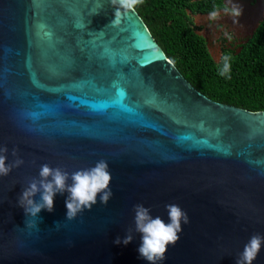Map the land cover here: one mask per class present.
Returning <instances> with one entry per match:
<instances>
[{
  "label": "water",
  "instance_id": "water-1",
  "mask_svg": "<svg viewBox=\"0 0 264 264\" xmlns=\"http://www.w3.org/2000/svg\"><path fill=\"white\" fill-rule=\"evenodd\" d=\"M234 2L233 26L247 21L252 35L264 0ZM114 13L110 0H0V147L6 163L23 160L0 176V264H148L136 204L165 222L177 204L190 218L160 264H236L264 236V110L209 98L137 10L117 26ZM101 159L107 205L98 197L67 220L68 193H58L52 212L25 224L18 197L41 165L72 173ZM130 228L129 244L114 243ZM253 264H264V245Z\"/></svg>",
  "mask_w": 264,
  "mask_h": 264
},
{
  "label": "clouds",
  "instance_id": "clouds-1",
  "mask_svg": "<svg viewBox=\"0 0 264 264\" xmlns=\"http://www.w3.org/2000/svg\"><path fill=\"white\" fill-rule=\"evenodd\" d=\"M143 2L144 0H110L111 5L115 7L112 25H119L124 15L135 11L137 6ZM242 12V5L235 3L234 0H226L223 5L214 6V10L208 14V20L217 21L223 14L231 16L233 24H238V18ZM231 61V55L222 57V67L219 69L220 76L231 78ZM7 152L6 146L0 147V176L9 175L13 168L19 167L23 163V160L18 158L11 163H6ZM12 155L16 156V149L12 150ZM111 181L109 163L103 159L97 161L90 168L80 169L72 173L62 167L53 168L45 163L40 166L38 178L31 177L28 179L27 186L23 188L18 197V206L24 211L25 224L28 227H33L42 210L48 212L54 210V197L58 193L62 195L67 192L68 196L65 200L66 219L73 220L85 209L91 210L97 204L98 197L101 204H108L113 196L110 188ZM37 194L40 196L38 201L33 199ZM165 209L168 222H165L159 215L153 217L151 209L143 204H136L133 207L135 232L141 234V245L138 252L148 264H160L166 260L169 246L174 247L181 238L182 222L185 225L190 222L187 212L181 209L179 205L166 204ZM133 236V230L130 228L123 240L118 237L114 243L127 245L133 240ZM262 245H264V236L252 235L239 254L236 264H253L261 252Z\"/></svg>",
  "mask_w": 264,
  "mask_h": 264
},
{
  "label": "trees",
  "instance_id": "trees-1",
  "mask_svg": "<svg viewBox=\"0 0 264 264\" xmlns=\"http://www.w3.org/2000/svg\"><path fill=\"white\" fill-rule=\"evenodd\" d=\"M144 0L136 10L182 75L209 98L252 111L264 110V17L236 53L224 49L219 60L197 33L192 14L213 10L221 0ZM231 55V78L219 75L221 59Z\"/></svg>",
  "mask_w": 264,
  "mask_h": 264
},
{
  "label": "flooded vegetation",
  "instance_id": "flooded-vegetation-1",
  "mask_svg": "<svg viewBox=\"0 0 264 264\" xmlns=\"http://www.w3.org/2000/svg\"><path fill=\"white\" fill-rule=\"evenodd\" d=\"M259 1L262 2V0H254V3H257ZM217 2H218L217 0H211L208 2L209 3L208 5H210V4L213 5V4H216ZM221 2H222V4H224V0H221ZM213 10H208V11H204V12H197V13L192 14L193 25L197 28V33L200 34L201 36H203L204 39L206 40V46L208 48L209 53H210V50H209V46H208L209 43H208L207 37L203 33H201L203 25L197 24L195 22V16L199 15L201 17H203V16L205 17V16H208V14ZM241 22H243V21H241ZM243 23L246 24L247 26H242V25H244V24H242L240 27L237 28L238 29L237 31L242 36H244V35H247V36L242 40H236V37L234 36L235 33H234V31L231 30V29H233L232 27H234L233 25H235V24H233V20H232L231 16H226V15L222 14L221 18L214 22V25H213L214 35L217 36L218 40L223 43L221 46V49H220V54H219L218 60L221 58L224 49H233L237 53L240 50L241 45L251 36V35H249V27H250L249 23L247 21H244ZM225 30H227V32L225 34L226 36H223V32Z\"/></svg>",
  "mask_w": 264,
  "mask_h": 264
},
{
  "label": "rangeland",
  "instance_id": "rangeland-1",
  "mask_svg": "<svg viewBox=\"0 0 264 264\" xmlns=\"http://www.w3.org/2000/svg\"><path fill=\"white\" fill-rule=\"evenodd\" d=\"M197 18V19H196ZM195 22L197 24H200V25H203V28H202V32L206 37H207V40H208V46H209V50H210V53L211 55L216 59L218 60V57H219V54H220V49H221V46H222V42H220L217 38V36L214 35V22L215 21H210L208 20V16H195ZM217 23V22H216ZM233 29H231L232 31H234V36L236 37V40H242L244 39L247 35H244L242 36L237 30V28L235 27H232ZM227 30H225L223 32V36H226Z\"/></svg>",
  "mask_w": 264,
  "mask_h": 264
}]
</instances>
